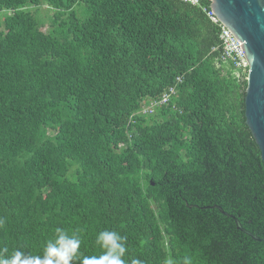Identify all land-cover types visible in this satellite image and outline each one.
I'll list each match as a JSON object with an SVG mask.
<instances>
[{
	"label": "trees",
	"instance_id": "1",
	"mask_svg": "<svg viewBox=\"0 0 264 264\" xmlns=\"http://www.w3.org/2000/svg\"><path fill=\"white\" fill-rule=\"evenodd\" d=\"M45 4L48 33L31 11ZM2 10L0 248L38 254L62 228L93 255L108 229L126 237L129 264H264V242L235 222L264 239L247 73L224 58L209 0H0ZM173 86V105L141 114Z\"/></svg>",
	"mask_w": 264,
	"mask_h": 264
},
{
	"label": "water",
	"instance_id": "2",
	"mask_svg": "<svg viewBox=\"0 0 264 264\" xmlns=\"http://www.w3.org/2000/svg\"><path fill=\"white\" fill-rule=\"evenodd\" d=\"M209 1L217 20L241 43L248 66L245 121L264 164V0ZM212 208L225 214L219 206ZM235 222L238 230L255 241L264 242V239L244 230L238 220Z\"/></svg>",
	"mask_w": 264,
	"mask_h": 264
},
{
	"label": "clouds",
	"instance_id": "3",
	"mask_svg": "<svg viewBox=\"0 0 264 264\" xmlns=\"http://www.w3.org/2000/svg\"><path fill=\"white\" fill-rule=\"evenodd\" d=\"M4 221L0 219V226ZM81 239L76 233H69L62 228L55 229L53 238L46 241L42 251L38 254L28 253L19 249L9 253L7 248H0V264H129L125 256L129 249L126 246V237L116 230L105 229L100 231L95 238L99 248L98 254L83 255L80 252ZM130 264H143L140 259L132 258ZM164 264H176L168 258ZM183 264H191L188 257L183 259Z\"/></svg>",
	"mask_w": 264,
	"mask_h": 264
},
{
	"label": "built area",
	"instance_id": "4",
	"mask_svg": "<svg viewBox=\"0 0 264 264\" xmlns=\"http://www.w3.org/2000/svg\"><path fill=\"white\" fill-rule=\"evenodd\" d=\"M183 2L191 3L192 5H199L200 0H181ZM211 20L218 23L221 27V41L224 47V58L232 60L235 66L238 68H243L247 70L248 66L244 58V53L242 50L241 43L233 36L231 31L225 28L214 16L212 10L208 13ZM177 82H181V78L177 79ZM177 95L176 86L170 87L167 91L163 93L160 99L151 100L147 105L142 107L140 111L143 115H152L155 113L156 109L161 106L173 105V98Z\"/></svg>",
	"mask_w": 264,
	"mask_h": 264
},
{
	"label": "rangeland",
	"instance_id": "5",
	"mask_svg": "<svg viewBox=\"0 0 264 264\" xmlns=\"http://www.w3.org/2000/svg\"><path fill=\"white\" fill-rule=\"evenodd\" d=\"M31 11L33 12V14H37L38 18L44 22V26L42 28V31L45 33H48L49 31V26H50V19L52 18L55 10H53L51 7H49L48 5H43L39 8H32ZM7 11L6 10H2L0 11V24L3 23L6 15ZM5 16V17H4ZM246 74L247 70L242 68V71L240 70H236L235 74L237 77H239L241 75V73Z\"/></svg>",
	"mask_w": 264,
	"mask_h": 264
}]
</instances>
